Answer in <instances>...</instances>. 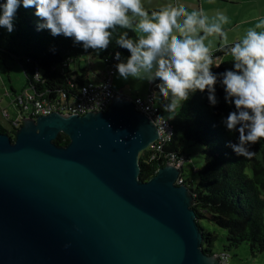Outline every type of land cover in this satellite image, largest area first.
Masks as SVG:
<instances>
[{
    "label": "water",
    "instance_id": "1",
    "mask_svg": "<svg viewBox=\"0 0 264 264\" xmlns=\"http://www.w3.org/2000/svg\"><path fill=\"white\" fill-rule=\"evenodd\" d=\"M158 137L125 95L105 112L0 132V264H221L203 249L181 170L139 179L140 154Z\"/></svg>",
    "mask_w": 264,
    "mask_h": 264
},
{
    "label": "clouds",
    "instance_id": "2",
    "mask_svg": "<svg viewBox=\"0 0 264 264\" xmlns=\"http://www.w3.org/2000/svg\"><path fill=\"white\" fill-rule=\"evenodd\" d=\"M21 6L35 8L43 21L37 30L72 38L86 51H105L113 40L126 49L127 58L115 53L118 78L159 80L156 88L168 101L164 106L168 117L156 116L151 120L154 127L166 126L197 90H207L210 105L216 106L219 84L225 101L235 107L223 124L230 133L238 132L237 141L226 146L236 156L251 159L255 155L251 146L264 140V17H257L253 27L230 42L226 30L230 18L218 9L209 14L203 8L189 11L183 3H168L149 13L143 0H6L0 4V28L14 31ZM214 52L231 57L234 70L214 74L213 65L222 59Z\"/></svg>",
    "mask_w": 264,
    "mask_h": 264
},
{
    "label": "trees",
    "instance_id": "3",
    "mask_svg": "<svg viewBox=\"0 0 264 264\" xmlns=\"http://www.w3.org/2000/svg\"><path fill=\"white\" fill-rule=\"evenodd\" d=\"M4 2L6 0H0V4ZM35 11V8L26 10L21 6L16 13L14 31L8 33L6 29L0 28V58H10L22 66L27 87H37L32 78L35 69H40L47 81L39 86L46 90L67 89L74 93L89 78L87 68L78 66V70L71 69V64H76L77 59L91 56L102 60L107 67H114L118 63L114 60L117 51L121 56H130L126 49L116 45L115 40L105 51H86L82 44L74 45L72 38L62 35L53 37L47 29L37 30L38 24L43 21L35 15ZM129 35L135 38L131 31ZM65 62H68V66L63 67ZM215 66L211 70L217 75L225 70H234L231 60L221 62L219 68ZM216 96L218 104L212 106L207 98V90L204 93L197 90L176 110L170 119L174 126L172 141L165 145L163 152H155L154 159H151L154 153L150 148L140 154L139 179L143 182L151 180L158 169L167 164V156L171 154L183 159L185 165L190 157L184 152L183 144L190 142L200 145L205 165L198 172V183L192 185L183 177L184 165L182 178L194 197L193 209L203 233L204 251L216 255L214 247L219 238L202 226V221L207 220L227 232L222 252L229 255L232 264L229 250L243 243L250 245L254 255L264 252V140L251 146L255 153L251 159L236 156L226 145L237 141L238 132L230 133L223 124L235 107L225 101L224 89L219 84L216 86ZM160 99L168 103L162 96ZM14 130H7L0 122V132L12 135ZM55 143L66 147L70 140L61 133Z\"/></svg>",
    "mask_w": 264,
    "mask_h": 264
},
{
    "label": "built area",
    "instance_id": "4",
    "mask_svg": "<svg viewBox=\"0 0 264 264\" xmlns=\"http://www.w3.org/2000/svg\"><path fill=\"white\" fill-rule=\"evenodd\" d=\"M213 54L214 56H219L218 54ZM66 66H68V62L63 64V67ZM115 74L116 70L114 67L106 66L105 74L99 81H87L74 93H71L67 89L56 90L55 88H50L46 90L39 86L45 84L47 80L43 77L40 69H35L32 80L37 84V87L28 86L23 92L8 93V97H14L15 115L12 117V114L4 109L2 116L11 124L12 128L17 130L26 119H36L39 116H47L53 113L66 116H84L89 113L105 112L115 98L123 95L121 91L115 89ZM158 83L159 80L150 83L149 90L145 96H128L134 103L136 110L146 114L150 120H154L158 115L164 116L159 102V90L156 88ZM157 129L158 140L149 147L154 153L151 159L155 158V152H163L165 145L170 143L174 136V126L170 120L167 121L166 126L161 125ZM167 157L169 158L167 164L181 170L177 184L184 185V179L182 178L184 160L177 159L176 155L173 154ZM216 257L221 264H231L230 257L225 252L216 254Z\"/></svg>",
    "mask_w": 264,
    "mask_h": 264
},
{
    "label": "rangeland",
    "instance_id": "5",
    "mask_svg": "<svg viewBox=\"0 0 264 264\" xmlns=\"http://www.w3.org/2000/svg\"><path fill=\"white\" fill-rule=\"evenodd\" d=\"M127 58L126 56H121ZM81 68H87L89 71V77L94 81V73L102 72L105 69V64L99 58L91 56H83L76 60V64H71L72 70H78ZM27 79L22 66L8 58L7 60L0 58V122L7 130L12 129L11 124L5 120L2 116V110L6 109L15 115L16 108L14 106V97H7L6 91H12L14 88L18 93L23 92L27 88ZM114 86L127 96H145L149 90L150 83L147 81H140L136 79H128L127 81L118 78V73L114 76ZM192 97V96H191ZM160 107L163 109L164 116L167 118L168 113L164 112L165 103L160 99ZM178 109V108H177ZM172 114V118L174 117ZM184 152L190 157V160L185 163L183 168V177L189 181L192 185L198 183V172L205 165V157L203 155V148L200 145L186 142L183 144ZM202 226L208 231L218 235V240L215 244L214 251L216 254L222 252L224 245L226 244L227 232L221 229L207 220L202 221ZM231 255L232 264H264V252L253 254L250 245L243 243L237 248L229 250Z\"/></svg>",
    "mask_w": 264,
    "mask_h": 264
},
{
    "label": "crops",
    "instance_id": "6",
    "mask_svg": "<svg viewBox=\"0 0 264 264\" xmlns=\"http://www.w3.org/2000/svg\"><path fill=\"white\" fill-rule=\"evenodd\" d=\"M143 2L149 13L159 10L160 7L168 3H183L189 11L193 8H203L209 14L214 13L217 9L223 11L230 18V23L226 26L230 42L236 41L244 34L246 29L253 27L257 17H264V0H143ZM214 53L222 58L217 60L216 64L231 60V57L224 56L222 52ZM105 71L106 66L102 72H95L93 80L99 81ZM88 81H92V79L89 77ZM11 90L10 92L6 91V94L18 93L14 88H11ZM121 92L123 93V91ZM123 95L125 94L123 93Z\"/></svg>",
    "mask_w": 264,
    "mask_h": 264
}]
</instances>
